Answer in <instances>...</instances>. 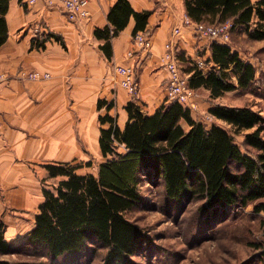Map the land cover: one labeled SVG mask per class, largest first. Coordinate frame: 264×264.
<instances>
[{"label":"trees","instance_id":"16d2710c","mask_svg":"<svg viewBox=\"0 0 264 264\" xmlns=\"http://www.w3.org/2000/svg\"><path fill=\"white\" fill-rule=\"evenodd\" d=\"M10 0H0V46L9 37L6 15ZM187 16L196 23L233 22L253 39L264 40V0H184ZM152 10L136 11L130 0H117L108 12L109 24L95 30L103 40L100 48L113 57L112 40L135 19L134 35L145 31ZM55 37L50 32L32 38L33 47H46ZM205 73L191 62L186 67L190 86L206 88L212 98L250 87L257 79L253 63L229 43H210ZM114 102L99 100L98 107ZM128 120L121 128L110 114L100 115L99 144L105 160L99 174H79L69 162L45 166L51 177L65 176L55 191L44 189L35 226L27 233L29 243L44 246L52 258L78 254L102 244L107 253L103 264H138L131 256L144 249L150 238L127 213L143 205L144 183L163 184L171 201L203 200L206 212L225 215L234 207L253 205L264 221V115L251 106L217 104L209 109L215 118L244 134V148L230 131L218 124L208 126L178 101L162 104L153 114L130 101ZM7 225L0 218V264H46L43 261H11L4 257L15 247L6 237ZM257 253L241 264H264V242L255 243Z\"/></svg>","mask_w":264,"mask_h":264},{"label":"crops","instance_id":"0c3cea01","mask_svg":"<svg viewBox=\"0 0 264 264\" xmlns=\"http://www.w3.org/2000/svg\"><path fill=\"white\" fill-rule=\"evenodd\" d=\"M116 1L91 0V17L71 22L60 8L46 6L45 0L32 4L29 0H10L6 15L9 37L0 46V72L10 76L0 83V163L4 164L1 171H11L7 176H24L26 164L23 161L17 167L13 163L16 160L72 161L83 146L97 147L100 115L114 116L123 128L129 117L126 106L130 101L150 114L167 103L165 86L169 73L163 54L168 41L175 42L178 58L186 57L198 66L201 62L199 67L205 73L215 67L209 61L210 65L205 67L200 56H193L202 44L195 36L207 38L198 34L194 25H185L184 0H130L136 11L152 10L145 29L152 47L135 45V19L131 18L113 38L114 54L108 58L100 48L104 41L95 36V30L109 24L108 12ZM176 28L180 31L173 34ZM36 29L62 36L65 44L51 37L46 47L32 48ZM212 41L226 43L218 38ZM134 48L136 53L130 57L128 52ZM210 56L208 48L204 57L209 60ZM118 64L136 66L140 80L137 98L121 86V75L115 69ZM35 69L49 71L52 77L24 80L20 76L23 70ZM101 99L114 102V106L99 108ZM211 107H207L208 111ZM218 124L227 123L219 120Z\"/></svg>","mask_w":264,"mask_h":264},{"label":"rangeland","instance_id":"374dc122","mask_svg":"<svg viewBox=\"0 0 264 264\" xmlns=\"http://www.w3.org/2000/svg\"><path fill=\"white\" fill-rule=\"evenodd\" d=\"M61 11L64 13L62 9ZM38 35L48 34L36 29L35 36ZM195 37L198 44H202L198 45L193 56H200L205 67H208L210 64L204 55L210 48L212 38ZM226 43L238 50L242 58L255 65L257 79L250 87L229 91L219 98H212L210 92L204 88H194L195 105L188 108L196 119L208 126L219 122L207 109L211 105H247L264 115V40L253 39L244 29L232 27ZM179 60L183 72L189 76L185 70L190 61L186 57ZM4 73L7 78L2 82L10 77L7 72ZM51 77L52 75L49 78ZM211 115L214 116L213 119L209 118ZM223 126L230 131L242 149H245L244 134L234 133L229 124H222ZM99 127L101 129L105 126L99 124ZM104 160L98 144L97 147L83 146V150L74 160L62 162L77 166L76 171L79 174L98 175L100 164ZM23 161L26 164L23 167L25 173L19 178L7 176L11 171H1L4 164L0 163V218L7 225L6 237L16 250L4 257L11 261H43L46 264H103L108 249L102 244L93 245L92 249L78 254H65L55 259L44 246H33L29 243L27 233L35 226L40 204L45 200L44 189L55 191L59 181L66 177H51L45 166L58 160L29 159L16 160L13 163L18 167ZM3 172L6 173L5 176L1 175ZM142 191L143 205L127 213V217L141 226L150 238V243L144 249L131 256L138 264H241L257 253L255 243L264 242L263 213L254 212L252 204L231 208L225 211V215L213 216L212 212H206L203 200H169L163 184L144 183Z\"/></svg>","mask_w":264,"mask_h":264},{"label":"built area","instance_id":"2783aa9c","mask_svg":"<svg viewBox=\"0 0 264 264\" xmlns=\"http://www.w3.org/2000/svg\"><path fill=\"white\" fill-rule=\"evenodd\" d=\"M35 1L36 0H29V3L32 4ZM90 2L91 0H45V4L48 7L62 9L67 18L74 22L87 20L91 17ZM185 23L194 25L196 31L202 36L218 38L224 42L229 39L230 29L233 27L232 21L224 23H196L188 16L185 19ZM179 31L180 28H176L173 34ZM134 43L140 48L149 49L152 47V40L145 31H139L134 35ZM135 53L136 49L134 48L128 52V55L133 57ZM163 59L164 66L169 73L166 86V102L178 101L186 107L194 106V88L190 86L189 76L183 72L180 66L177 48L175 42L172 40L166 43ZM199 65L202 66V63L200 62ZM115 69L121 75L120 82L122 87L127 89L133 98H137L140 92V80L136 66L133 64H118ZM20 76L30 79H47L51 74L40 70H23ZM6 78V73H0V82L4 81ZM209 118L213 119L214 116L211 115Z\"/></svg>","mask_w":264,"mask_h":264}]
</instances>
